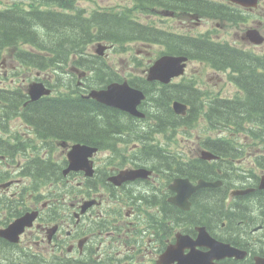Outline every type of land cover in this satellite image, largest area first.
Wrapping results in <instances>:
<instances>
[{
  "label": "flooded vegetation",
  "instance_id": "obj_1",
  "mask_svg": "<svg viewBox=\"0 0 264 264\" xmlns=\"http://www.w3.org/2000/svg\"><path fill=\"white\" fill-rule=\"evenodd\" d=\"M122 138L126 136L105 135L96 139L114 141V146H118ZM50 142L49 148H56ZM68 149L69 145L63 146L61 155ZM101 152L98 149L91 158L94 175L89 179L87 193L71 198L60 216H54L47 209V202L56 203L55 200L40 203L13 198L15 192L0 189V228L27 211L38 212L33 225L24 229L17 243L0 239L4 264H20L17 255L34 260L31 264H47L49 256H53L54 264H158L159 256L175 244L176 233L195 240L196 228L200 226L217 241L228 240L229 245L247 253L243 259L226 257L214 261L215 264H256L257 257L264 258V190L257 189L259 179L256 177L243 184V188L253 189L249 193L253 198L211 199L218 204L216 213L207 214L208 199L202 197L195 202V214L183 218L177 226L176 207L169 202L173 194L167 190L170 181L163 180L158 169H152L151 177L146 180L120 181L116 176L121 171L138 167L127 156V151L108 149L102 152L106 153L104 159L99 157ZM53 153L50 150V155ZM51 180L56 187L61 185L58 177ZM223 203L230 204L229 209L236 208L235 212L239 213L232 223L223 220ZM49 233H52L50 240ZM196 249L208 250L205 246ZM188 252V248L183 251Z\"/></svg>",
  "mask_w": 264,
  "mask_h": 264
},
{
  "label": "trees",
  "instance_id": "obj_2",
  "mask_svg": "<svg viewBox=\"0 0 264 264\" xmlns=\"http://www.w3.org/2000/svg\"><path fill=\"white\" fill-rule=\"evenodd\" d=\"M126 1L129 2L127 7L92 11L85 16L82 10L75 7V0H21L27 4L0 10V53L5 47L14 50L16 43L31 44L40 54L46 51L54 58L45 59L39 54L22 52L17 53L18 57L26 64L31 62L37 68H44V62L55 64L58 60L57 64H62L70 55L81 57L94 42L103 41L117 46L131 41L160 43L170 54H186L214 69L236 73L238 77L233 80L241 89L242 96L234 101L215 100L208 103L205 116L213 126L219 118L225 127L234 132L247 131L250 136L264 138V56H253L201 38L176 35L138 20L139 14L147 16L157 8L211 17H218L221 8L203 0ZM182 89L181 85L164 87L161 94L152 100L160 114L156 115L160 124L174 119L173 125L167 124L166 127L186 125L191 113H197L190 110L185 118L177 117L168 107L172 97L179 100L194 97L184 95ZM35 109L36 113H32L31 117L41 130L58 136L75 137L87 143H96V138L104 136L109 130H116L113 132L116 133L126 127L118 121V115L114 112L81 98L38 102ZM209 145L219 155L231 151L227 142L215 141L209 142ZM182 165L179 164L180 169ZM206 167L211 171L209 166ZM208 198L207 214L216 213L218 204L210 201L213 195Z\"/></svg>",
  "mask_w": 264,
  "mask_h": 264
},
{
  "label": "rangeland",
  "instance_id": "obj_3",
  "mask_svg": "<svg viewBox=\"0 0 264 264\" xmlns=\"http://www.w3.org/2000/svg\"><path fill=\"white\" fill-rule=\"evenodd\" d=\"M262 1V0H261ZM20 3L16 0H0V9L5 6H9L11 4ZM26 4V3H25ZM82 6L86 7L87 10L93 9H101L106 7H124L129 6V2L126 0H81L79 2ZM109 8V9H111ZM246 22H222L210 19H204L199 22L195 20H185L183 17H167L160 12H157L154 15L145 17L140 16V21L146 23L147 21H152L154 24L162 29H168L177 33L198 35V34H209L213 40H217L220 42H226L231 45L237 46L238 48H242L244 50L253 51L256 54L264 53V43L258 47H251V44L242 40V36L245 34L246 30L261 24L259 28V32L264 35V4L262 3L257 7V9L253 12V15L249 17L247 13H245ZM46 37H44L45 39ZM42 39V40H44ZM45 41V40H44ZM48 41V40H47ZM14 50L10 48H3L2 57L7 59L9 63L12 59L9 58L10 54L20 51H28L34 52V49L25 43H16L14 44ZM118 52H114L110 50L105 58V65L111 66L117 73L126 76L131 73L134 75L140 74L142 65L147 62H151L158 57L160 51L163 48L159 45L149 46L144 45L142 43L131 41V43L125 44L122 48H115ZM9 50V51H8ZM5 51V52H4ZM12 63L15 64L16 61L12 60ZM33 67V66H31ZM54 70L58 71L61 68L52 65ZM36 67L33 70H21L16 71L17 66H13V71H15L16 75L14 78L17 80L22 79V76L19 72L26 74L27 81L34 80L35 77H38L40 80L46 78V73H36L38 72ZM57 68V69H56ZM68 70V68H67ZM13 71L9 72L10 74H14ZM52 72V70H50ZM2 71H0V74ZM182 78L178 79L180 81ZM31 80V81H32ZM183 81L193 83V86L197 87L199 91L204 92L202 95V101L215 97L220 98H232L239 91L237 86L230 80V72L229 71H215L211 69L206 64H201L200 62H189L185 75L183 76ZM3 86H8L7 83H3ZM59 89H61L59 87ZM201 102V101H200ZM34 108V113H36V109ZM21 121L13 120L10 123V133L21 135L23 132V127L20 125ZM225 136V133H220L219 130L211 129L205 119L202 117L198 119L194 126L188 130V133L183 132L181 129L174 137L172 143H164L166 147H168L171 153H179L184 154L189 151L195 150L198 143L203 140L215 139L216 137ZM264 141V138H261ZM256 147L250 150L251 153H263L264 154V144L254 143ZM31 148H28L27 152L29 153ZM30 155V154H29ZM241 164V165H239ZM235 168H240V172L246 171L249 172L248 169H253L252 173L249 174H258L260 175V171L257 170L251 161L248 158L242 157L236 162ZM20 177H13V179H19ZM241 178V177H240ZM23 182V181H22Z\"/></svg>",
  "mask_w": 264,
  "mask_h": 264
},
{
  "label": "water",
  "instance_id": "obj_4",
  "mask_svg": "<svg viewBox=\"0 0 264 264\" xmlns=\"http://www.w3.org/2000/svg\"><path fill=\"white\" fill-rule=\"evenodd\" d=\"M241 3H247L246 5H254L255 0H233ZM256 33V32H255ZM261 38L257 35L252 37V41L256 44L261 43ZM185 61V58H174V57H162L159 59L153 67L149 70V75L153 79H160L163 82H168L170 78L178 76L183 73V66L181 63ZM40 85L33 86V95H35V99L40 97L43 94H47V92L40 91ZM92 97L96 98L98 101L108 104L110 106H115L119 108H131L134 109L136 103L139 102L141 99V94L137 91L130 89L126 84L123 85H110L107 90L97 92L91 95ZM178 108V106H176ZM88 150L87 148L74 146L73 152L71 156H74L73 159L84 157L85 152ZM264 181V177H263ZM184 181L177 180L175 185L172 187L174 190L178 192V196L175 198L174 201L177 202L182 207H186V201L190 194L192 193L195 188L200 186H212L211 183H199L197 187H189L184 185ZM264 187V182L262 184ZM167 256V255H166ZM171 259L167 256L163 259V262L169 263ZM184 262V261H181Z\"/></svg>",
  "mask_w": 264,
  "mask_h": 264
},
{
  "label": "bare ground",
  "instance_id": "obj_5",
  "mask_svg": "<svg viewBox=\"0 0 264 264\" xmlns=\"http://www.w3.org/2000/svg\"><path fill=\"white\" fill-rule=\"evenodd\" d=\"M162 123V122H161Z\"/></svg>",
  "mask_w": 264,
  "mask_h": 264
}]
</instances>
